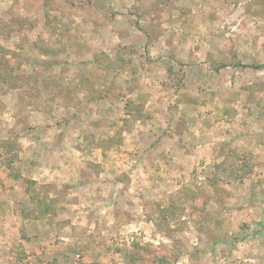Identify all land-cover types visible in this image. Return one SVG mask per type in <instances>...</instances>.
I'll return each instance as SVG.
<instances>
[{"label":"rangeland","instance_id":"1","mask_svg":"<svg viewBox=\"0 0 264 264\" xmlns=\"http://www.w3.org/2000/svg\"><path fill=\"white\" fill-rule=\"evenodd\" d=\"M96 263L264 264V0H0V264Z\"/></svg>","mask_w":264,"mask_h":264},{"label":"crops","instance_id":"2","mask_svg":"<svg viewBox=\"0 0 264 264\" xmlns=\"http://www.w3.org/2000/svg\"><path fill=\"white\" fill-rule=\"evenodd\" d=\"M19 96H20L19 101L17 100L16 108H15L18 111H15L12 116L10 114V117H9L10 121H11L10 124H12L14 122L19 123V121L21 120L22 123H25L27 126L34 127V129L36 130L37 129V123L46 122V116H45L44 110L42 107H40L38 109V108H36L37 106H34V107L31 106L29 103L25 102V100H24V102H22L21 101L22 97H21V95H19ZM47 140H48V141H46L47 143H45V139H40V140L36 141L34 139L33 135L26 134L25 136L18 139L17 147L19 148V152L21 154L22 153L24 154L25 152H27V150L31 149L30 144H33V146L36 147L37 145H39L38 143L41 142L42 143L41 145L43 146V148L39 145V148H41V150H37V152H39L41 154L44 153L41 158L46 159V161H48V158H46V156L51 157L50 159H54L56 162V165L54 166L55 170H53V169L48 170V169H46V167L42 168L43 173H46L47 175H49L51 177V179H53V178L57 177V174L59 176L61 175L60 173H61V169L63 168L62 167L63 165H65L67 167L70 166V159L67 158V156H66L67 154L65 153L66 151L63 152L64 151L63 150L64 141L62 142V146L60 147V149H62V151H60V152L57 151V153H55L57 155H55V154H53V150L55 148L54 145H57V147H58L59 144L61 143V141H58V138L53 140L52 137L47 138ZM27 148H29V149H27ZM57 157H59V160ZM58 161H60V162H58ZM50 168H51V166H49V169ZM61 177L62 176H60V178ZM28 219L29 218H23V220H21V218H20V221L25 224L26 222L31 220V219L30 220H28ZM56 225H57V222L55 223V226H54V223L52 224V226L55 227L56 229L59 228V226H56ZM26 237L28 239L30 238V240H33V238H32L33 236H31V237L26 236ZM27 238H24L23 240H26ZM30 240H27V243H30L29 242ZM35 248L37 249V246H35Z\"/></svg>","mask_w":264,"mask_h":264},{"label":"trees","instance_id":"3","mask_svg":"<svg viewBox=\"0 0 264 264\" xmlns=\"http://www.w3.org/2000/svg\"><path fill=\"white\" fill-rule=\"evenodd\" d=\"M18 88V87H17ZM29 128V127H28ZM9 150V149H8ZM48 199L45 197H41L36 199L35 204V215H32V212H23V218H29V219H48L51 214H48L51 210V204L48 203ZM24 238H27L23 235ZM28 239V238H27ZM29 240V239H28ZM98 264V263H96Z\"/></svg>","mask_w":264,"mask_h":264}]
</instances>
